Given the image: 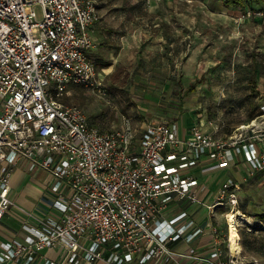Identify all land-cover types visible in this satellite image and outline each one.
<instances>
[{
	"label": "built area",
	"instance_id": "built-area-1",
	"mask_svg": "<svg viewBox=\"0 0 264 264\" xmlns=\"http://www.w3.org/2000/svg\"><path fill=\"white\" fill-rule=\"evenodd\" d=\"M99 21L94 0H0V220L16 209L35 222L22 225V241L0 243V264L20 256L30 264L37 251L57 246L65 259L46 264L175 261L179 256L169 244L189 243L202 229L185 211L167 222L159 215L172 202L201 204L190 171L203 160L209 162L203 174L228 168L234 155L252 172L264 170V133H256V119L224 140L199 124L181 136L177 122L138 124L130 118L103 130L80 107L64 104L76 86L107 96L88 57ZM260 110L264 116V104ZM245 128L254 135H245ZM19 165L45 175L47 212L26 211L10 197ZM237 190L227 179L208 210L235 212ZM211 232L219 243V230ZM226 243L227 255L217 250L216 264H243L240 251L231 252L228 227Z\"/></svg>",
	"mask_w": 264,
	"mask_h": 264
},
{
	"label": "rangeland",
	"instance_id": "rangeland-1",
	"mask_svg": "<svg viewBox=\"0 0 264 264\" xmlns=\"http://www.w3.org/2000/svg\"><path fill=\"white\" fill-rule=\"evenodd\" d=\"M94 1L100 7L101 18H109L115 27L120 25L121 13L130 18L125 27L130 37H134L133 42L139 45V60L138 54L130 56L124 52L120 58L128 68L139 61V68H145L144 74L131 84L129 71L126 70L123 77L121 72H116L117 78L111 81L107 78L110 85L105 98L83 87H71L63 99L64 104L80 107L88 122L103 130L119 128L123 118L179 124H186L187 119L194 122L206 119L213 124L206 131L226 140L237 127L256 119L253 124L256 133H264V116L260 110L264 104V0H244L243 8H226L223 0ZM255 11L261 15H253ZM35 12L40 18L39 7ZM246 12H250V16L243 18ZM164 18L169 23L164 25L165 31L159 32L160 29L152 27ZM138 26L139 30L133 32ZM169 44L177 55L172 54L176 59L170 62L172 68L165 78L161 71L168 68L165 46ZM175 45L181 49H176ZM199 77L203 81L195 94L184 97L179 107L188 82ZM150 82L152 84H148ZM139 89L154 94L153 103L145 104L143 109L137 103H144L146 96L142 98ZM251 134L254 135L250 129L245 130V135ZM196 170L192 174L200 179ZM223 175L237 184L239 197L235 212L229 213L226 208L216 212L223 219L225 232L228 227L231 252L240 251L243 264H264V224L258 217L264 214V170L252 172L241 160ZM24 176L29 178L27 174ZM15 192L20 198L24 196L20 185L14 192L12 189V194ZM44 193L50 200L48 192ZM41 204L44 208L49 206L45 202ZM11 211L16 218L25 216L16 209Z\"/></svg>",
	"mask_w": 264,
	"mask_h": 264
},
{
	"label": "crops",
	"instance_id": "crops-1",
	"mask_svg": "<svg viewBox=\"0 0 264 264\" xmlns=\"http://www.w3.org/2000/svg\"><path fill=\"white\" fill-rule=\"evenodd\" d=\"M161 2V1H160ZM154 3V0H153ZM97 10L99 15L102 14L99 5L97 4ZM164 18V21L153 23V28L160 29L159 32L165 31V24H169ZM120 25L115 27L113 22L109 21V18L100 16V21L93 26L91 31V38L93 41V47L88 52L89 59L95 64L97 67L99 77L103 80V85L107 88L110 85L108 80L111 81L112 78H117L115 75L116 72H121L122 77L125 71H129L131 75L129 79L130 83H134L135 80L139 81L141 75L144 74L145 68H139V61L137 64L132 66V68H128V65H125L120 58V55L124 52V55L128 53V55L133 56L137 55L139 52V45L136 44V41L133 42L134 37H130V31L125 27V23L130 22V18L124 12L120 14ZM162 20V19H160ZM133 25V23H130ZM139 30V26L133 31L137 32ZM134 36V35H131ZM123 44H125L123 46ZM165 44V43H164ZM176 49H181L180 46H176ZM165 50L167 52V69H162L163 77L167 78L169 71H171L170 62H174L173 59H176L177 52H174V47L172 44L165 46ZM153 56L154 50L150 51ZM175 54V55H172ZM127 55V56H128ZM139 60L138 57H136ZM152 61L154 59L152 58ZM159 62V60H156ZM150 63V62H149ZM203 81L202 77L191 80L188 82L186 91L182 94L179 101V107L183 105L184 97L189 95H193L196 92V88ZM109 83V84H108ZM178 83V82H177ZM148 84H152L151 82ZM180 84V83H178ZM193 87L192 90L189 91V88ZM149 89L150 87L147 86ZM179 93L181 94L182 88L180 87ZM139 94L141 97L145 98L144 103H137L138 107L141 106V109L145 106V104L153 103L151 98L153 97V93L151 91L146 92L139 89ZM144 95V96H143ZM140 101V100H139ZM137 101V102H139ZM144 104V105H143ZM148 105V106H149ZM147 108V107H145ZM131 119V118H130ZM132 120V119H131ZM135 123H150L144 121L132 120ZM188 122L186 124H182L177 122L179 127V134L181 136L186 135L187 131L193 125H200L204 130L209 131V125L212 124L208 122L206 119H199L197 121H191L187 119ZM153 122H158V120H154ZM152 123V122H151ZM250 124V122H249ZM248 124V125H249ZM213 125V124H212ZM246 126V125H245ZM100 128V127H99ZM238 128V127H237ZM236 128V129H237ZM217 128L214 129V131ZM213 132V131H211ZM244 161L243 158L234 155L233 161L230 164L232 166L235 163L240 161ZM245 162V161H244ZM209 162L203 160L200 164V167L194 168L197 169L200 179L195 177L192 174V169L190 171L191 175L198 181V185L196 187V194L201 202L200 205H196L190 203L189 201L182 202H172L169 203L163 211H161L159 215V221H170L172 218L177 216L179 213L185 211L188 213L189 218L192 219L195 223V229L200 228L202 232L199 233L191 242L187 243L184 239H180L178 241L171 242L169 244V250L179 257L175 261H171L169 263H164L161 260H149L144 264H216L218 263L219 257L217 250L223 252V255H227V227L226 232L223 230V224L221 217H218L216 214L218 209L224 208H215V210L210 212L208 210L209 206H212L217 200V193L222 187V184L231 177H224V172L229 170L230 166L225 169L217 170L215 172H210L207 174H203L201 172V168L204 165H207ZM246 163V162H245ZM247 164V163H246ZM248 165V164H247ZM206 167V166H205ZM249 167V166H248ZM21 169V170H20ZM24 172V173H23ZM24 174H27L29 178H26ZM31 174V175H30ZM24 177V178H23ZM44 180L45 175L41 172L36 173H28L25 166L19 165L13 172L12 180H11V189L16 190V186L20 185L22 187L23 197L20 198L17 192L11 194L10 197L15 200L18 206L23 207L26 211L42 214L47 212L48 208L42 207V202L45 204L48 202L46 197L44 196ZM32 181V182H30ZM17 183V184H16ZM19 200V201H18ZM14 210V209H12ZM225 220V219H224ZM24 223H30L31 225H35L33 220L28 219L25 216L16 218L12 211L7 212L2 219L0 220V243L12 242L13 240L22 241L25 233L22 230V225ZM180 223L175 224L173 227H178ZM212 227H216L221 235V240L219 243L214 241V237L212 235ZM65 250L62 246H57L55 248H43L37 251L34 255V260L30 264H46V262H55L59 263L65 259ZM26 256H20L18 259H14L13 261H8L3 264H23L25 262ZM93 264H105L103 262H96ZM125 264H139L138 259H134L131 263Z\"/></svg>",
	"mask_w": 264,
	"mask_h": 264
},
{
	"label": "trees",
	"instance_id": "trees-1",
	"mask_svg": "<svg viewBox=\"0 0 264 264\" xmlns=\"http://www.w3.org/2000/svg\"><path fill=\"white\" fill-rule=\"evenodd\" d=\"M244 4H245L244 0H223V6L226 8H231V7L243 8ZM192 88L193 87H190L189 91L192 90ZM258 217L260 218L261 223L264 224V214Z\"/></svg>",
	"mask_w": 264,
	"mask_h": 264
},
{
	"label": "bare ground",
	"instance_id": "bare-ground-1",
	"mask_svg": "<svg viewBox=\"0 0 264 264\" xmlns=\"http://www.w3.org/2000/svg\"><path fill=\"white\" fill-rule=\"evenodd\" d=\"M236 215H237V216H240V213L237 212ZM229 243H230V240H229ZM236 253H237V252H236ZM236 253H233V254H236Z\"/></svg>",
	"mask_w": 264,
	"mask_h": 264
}]
</instances>
